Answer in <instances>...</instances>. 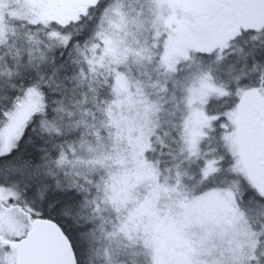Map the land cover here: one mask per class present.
<instances>
[{"label": "snow or ice", "instance_id": "snow-or-ice-1", "mask_svg": "<svg viewBox=\"0 0 264 264\" xmlns=\"http://www.w3.org/2000/svg\"><path fill=\"white\" fill-rule=\"evenodd\" d=\"M0 264H264V0H0Z\"/></svg>", "mask_w": 264, "mask_h": 264}]
</instances>
